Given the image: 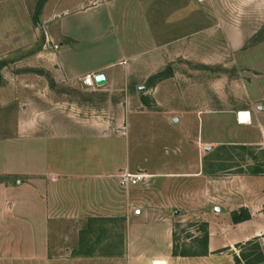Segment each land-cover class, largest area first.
Returning a JSON list of instances; mask_svg holds the SVG:
<instances>
[{
    "label": "rangeland",
    "instance_id": "374dc122",
    "mask_svg": "<svg viewBox=\"0 0 264 264\" xmlns=\"http://www.w3.org/2000/svg\"><path fill=\"white\" fill-rule=\"evenodd\" d=\"M247 109L264 110V0H0V264L120 260L180 178V250L204 251L207 224L205 264L264 254L232 220L254 207L264 230V147L231 117ZM127 168L159 177L121 189Z\"/></svg>",
    "mask_w": 264,
    "mask_h": 264
},
{
    "label": "crops",
    "instance_id": "0c3cea01",
    "mask_svg": "<svg viewBox=\"0 0 264 264\" xmlns=\"http://www.w3.org/2000/svg\"><path fill=\"white\" fill-rule=\"evenodd\" d=\"M249 112L251 115L252 121L250 123H241L239 122V113L232 114L231 117L234 119V123L240 127V128H246V129H257L255 130L251 137H250V142L247 143V145H257L260 147H264V110H259L258 114H254L251 109L247 110H240L238 112ZM246 146V145H245ZM129 171L131 172L128 168L124 169L121 173ZM108 172H98L95 175V178L99 177V187H103V184L106 183V181H112V180H107V178L102 179L101 177L108 176L106 174H111V171ZM134 173V172H132ZM76 173H73L72 175H75ZM109 175V177H110ZM238 175V177H241V174H235ZM259 175H264V174H259ZM200 176H203V172L201 174H197L196 181H198ZM159 176L156 175H149L148 174V179L146 182L147 183H138L136 185H145L150 187V183L152 179L158 178ZM178 184L180 182V194L181 197H167L164 196L163 200L164 207H168V212L167 211H161L163 213V218L162 220H159L158 222H151L150 223H144V224H139L138 227L133 228L132 231L127 235V243L126 241H123V244L120 249V255L118 258L120 260H114V261H107L105 258L106 257H99L98 260H85L83 262H74L73 264H156V263H162V264H205L203 257L204 256H175L173 254L174 250V227L172 225L171 221V215L170 211L174 207H178L177 202H181L183 200L184 194L187 192L186 190L189 189V184L188 181L177 179ZM203 181V180H202ZM201 181V182H202ZM116 183V182H115ZM120 183V182H119ZM118 184V183H117ZM203 184V182L201 183ZM136 185H132L129 188V191H134V188ZM193 185V184H192ZM191 185V186H192ZM119 186V184H118ZM120 188L122 189L123 187L120 185ZM130 193V192H129ZM200 197V196H199ZM136 200H141L139 199V196L135 198ZM134 199V200H135ZM131 202L132 200H129ZM169 201V203H168ZM150 203V202H149ZM153 204V203H152ZM157 205V204H156ZM155 206V203H154ZM162 207V206H161ZM154 210L155 207H153ZM244 208L248 209V211L251 213V218L247 221H244L242 223H252L250 228H249V233L245 235L247 238L246 240H251L253 238L257 237H262L264 236V230L260 231L257 226L258 222L256 221V209L254 207L245 206ZM160 209V208H158ZM141 215L145 214L144 211L139 210ZM236 211V210H235ZM260 215V214H259ZM261 215H264L262 213ZM91 219H101V217L93 216ZM253 222H257V224H253ZM238 224V223H236ZM210 235V234H209ZM214 240L210 238L209 236V244H208V252L213 253L215 251L214 248ZM207 256V255H205Z\"/></svg>",
    "mask_w": 264,
    "mask_h": 264
},
{
    "label": "trees",
    "instance_id": "16d2710c",
    "mask_svg": "<svg viewBox=\"0 0 264 264\" xmlns=\"http://www.w3.org/2000/svg\"><path fill=\"white\" fill-rule=\"evenodd\" d=\"M243 147L245 149L246 146H240ZM255 173L256 174H264V170L262 168H256L255 169ZM251 218V213L248 211V209L246 208H242L241 210H237V211H233L232 212V220L234 223H242L244 221H247ZM94 221H96L97 219H93ZM91 224V223H90ZM204 236L202 239L203 245L204 247V251L202 252H192L189 253L186 250H180L179 246L176 244V234L174 232V250H173V254L175 256H205L208 254V244H209V229H208V225L204 224ZM249 244H252V242H250ZM254 252H251L249 254V260H248V264H257V263H263L264 262V254L261 252V248L260 245H256L255 247H253ZM237 264H240V261L238 260V258H236Z\"/></svg>",
    "mask_w": 264,
    "mask_h": 264
},
{
    "label": "built area",
    "instance_id": "2783aa9c",
    "mask_svg": "<svg viewBox=\"0 0 264 264\" xmlns=\"http://www.w3.org/2000/svg\"><path fill=\"white\" fill-rule=\"evenodd\" d=\"M91 1L94 4L99 2V0H91ZM147 178L148 175L144 173H132L129 171H125L119 175V182L123 188H129L132 185H136L140 182H143Z\"/></svg>",
    "mask_w": 264,
    "mask_h": 264
},
{
    "label": "bare ground",
    "instance_id": "6f19581e",
    "mask_svg": "<svg viewBox=\"0 0 264 264\" xmlns=\"http://www.w3.org/2000/svg\"><path fill=\"white\" fill-rule=\"evenodd\" d=\"M88 84H92V80L91 78L89 77L88 78V81H87ZM252 121L251 119V115L249 112H246V111H243L239 114V122L241 123H250ZM156 264H162V263H156Z\"/></svg>",
    "mask_w": 264,
    "mask_h": 264
},
{
    "label": "water",
    "instance_id": "95a60500",
    "mask_svg": "<svg viewBox=\"0 0 264 264\" xmlns=\"http://www.w3.org/2000/svg\"><path fill=\"white\" fill-rule=\"evenodd\" d=\"M95 81L98 85H104L107 83V77L105 74H98L96 77H95ZM208 149H210V147H208Z\"/></svg>",
    "mask_w": 264,
    "mask_h": 264
}]
</instances>
